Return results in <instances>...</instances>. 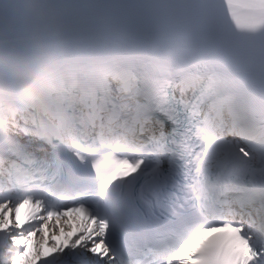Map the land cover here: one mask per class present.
<instances>
[{"label":"snow or ice","instance_id":"obj_1","mask_svg":"<svg viewBox=\"0 0 264 264\" xmlns=\"http://www.w3.org/2000/svg\"><path fill=\"white\" fill-rule=\"evenodd\" d=\"M0 264H264V0H0Z\"/></svg>","mask_w":264,"mask_h":264}]
</instances>
